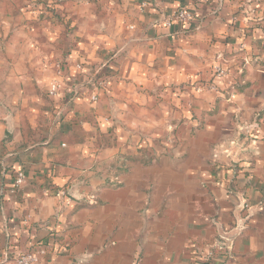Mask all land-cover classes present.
<instances>
[{
  "label": "crops",
  "instance_id": "crops-1",
  "mask_svg": "<svg viewBox=\"0 0 264 264\" xmlns=\"http://www.w3.org/2000/svg\"><path fill=\"white\" fill-rule=\"evenodd\" d=\"M197 1L0 0V264H264V0Z\"/></svg>",
  "mask_w": 264,
  "mask_h": 264
},
{
  "label": "built area",
  "instance_id": "built-area-1",
  "mask_svg": "<svg viewBox=\"0 0 264 264\" xmlns=\"http://www.w3.org/2000/svg\"><path fill=\"white\" fill-rule=\"evenodd\" d=\"M202 1L203 0H198V3H201ZM192 20H193L192 13L189 10H187V9H182V10H179L178 12H176L174 14L173 18L170 19L169 23L172 24L175 21H178L180 23H189ZM263 41H264V38H263ZM230 73H231V71L229 69L222 68V67L218 66V67H216V71H215V74H214L215 75V79L223 80V79L227 78L230 75ZM209 88L211 90L215 91L217 87L214 84H212V85L209 86ZM58 91H59V86H58V84L55 83V84H52L50 86L49 94L52 97H56L58 95ZM233 97L234 96L232 94L231 99ZM96 99H97L96 96L93 97V100H96ZM253 129H254V126L247 127L245 129V133H246L245 135L251 134ZM25 182H26V174L24 172L18 173V176H17L16 181H15L16 189H20L25 184ZM242 210H243V212L244 211L246 212V211L249 210V206H248V204L246 202L243 203ZM249 217H250V214L246 218H241L238 221V223L235 226V228L232 229L231 231H225L224 229H220L218 231L219 238L223 242H225L224 244H225V246H227L226 247L227 251H232L233 244L242 235V233L246 229V220ZM44 253H45V251L41 252V254H44ZM37 255L38 254L36 252L27 253V254L19 257L16 260V263L17 264H36V263H38V256Z\"/></svg>",
  "mask_w": 264,
  "mask_h": 264
},
{
  "label": "trees",
  "instance_id": "trees-1",
  "mask_svg": "<svg viewBox=\"0 0 264 264\" xmlns=\"http://www.w3.org/2000/svg\"><path fill=\"white\" fill-rule=\"evenodd\" d=\"M237 85V84H236ZM239 86H240V84H239ZM237 86L236 88H235V90H236V92H239L242 88L241 87H243V86ZM219 101H227L228 100V97L226 96V97H223V98H220V99H218ZM218 102V101H217ZM133 161V160H132ZM129 172V169L127 168V169H125V170H123V171H120V173H119V175H124V174H127Z\"/></svg>",
  "mask_w": 264,
  "mask_h": 264
},
{
  "label": "rangeland",
  "instance_id": "rangeland-1",
  "mask_svg": "<svg viewBox=\"0 0 264 264\" xmlns=\"http://www.w3.org/2000/svg\"><path fill=\"white\" fill-rule=\"evenodd\" d=\"M197 2H198V1H197ZM100 80H101V79H99V82H100V83H98V84H99L98 87L101 88L100 85L104 86V85H105V82H104V81H100ZM0 81H2V76H0ZM95 96L97 97V99L94 100V101H97V100H98V96H97L96 94H94V95L92 96V99H93V97H95ZM233 96H234V94H233ZM59 117H62V114H61V113H60V116H59ZM249 127H250V126H249ZM247 136H248V135H247ZM115 181H116V179H115ZM69 189H71V187H70ZM69 189H68V190H69ZM94 200H95V198H94V197H91L89 201L91 202V201H94ZM91 203H92V202H91ZM94 204H95V203H94ZM92 205H93V204H92ZM95 205H96V204H95Z\"/></svg>",
  "mask_w": 264,
  "mask_h": 264
},
{
  "label": "water",
  "instance_id": "water-1",
  "mask_svg": "<svg viewBox=\"0 0 264 264\" xmlns=\"http://www.w3.org/2000/svg\"><path fill=\"white\" fill-rule=\"evenodd\" d=\"M69 195L72 197V198H77L76 197V187H71V189L68 191Z\"/></svg>",
  "mask_w": 264,
  "mask_h": 264
}]
</instances>
